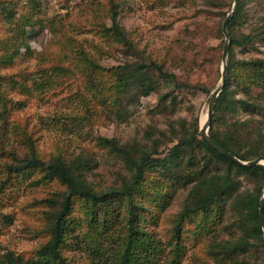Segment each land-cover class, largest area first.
Here are the masks:
<instances>
[{"label":"rangeland","instance_id":"rangeland-1","mask_svg":"<svg viewBox=\"0 0 264 264\" xmlns=\"http://www.w3.org/2000/svg\"><path fill=\"white\" fill-rule=\"evenodd\" d=\"M120 1L118 21L138 47L153 60L163 63L165 70L174 72L178 81H186L191 87L176 89L173 85L162 84L139 100H124L122 107L128 104V108L122 118L117 113L121 107L101 105L92 113L91 120L82 121L75 117L81 112L82 104L77 94L70 95L69 87L59 84L52 87L47 82L34 87L32 81L48 79L50 64L55 60L70 64L78 51L66 36H73L84 50L91 53H95L96 44L106 47L103 39L95 33V27L112 23L103 7L108 0H37L36 3L32 0H0V38L3 42L10 41L8 48L0 42V57L7 50L11 52L16 46L20 47L22 42L16 40L21 32L5 20L7 7H13L16 19L28 15L36 23L37 19H43L45 23L50 19L57 24L55 34L48 24L39 26L40 23H35L34 26H39L37 32L29 33L25 38L31 52L22 47L21 52L25 54H18L14 63H0V83L12 100L0 115V137L22 153L26 145L18 140L14 126L27 124L29 130H34L42 152H54L60 147L69 161L80 155L90 159L89 165L83 169L84 179L101 189L119 186L131 177L132 172L122 158L97 144V136L116 137L123 144L137 142L143 145L151 142L149 135L152 132L156 135L162 130L170 136L171 124L179 127L181 119L187 124L198 122L201 126L208 113L211 92L221 82L224 44L221 46L218 26L230 0ZM246 6L249 20L244 26L236 27V32H249L259 25V15L264 14V0H248ZM234 52L237 58H264V41L256 40L254 47L237 46ZM125 60L134 61L137 57L126 54L123 48L109 50L106 47L102 64L112 67ZM19 73L24 74L28 86H31L29 91L11 81V75L22 79L17 75ZM195 84L206 86L210 93L192 87ZM234 90L238 97L250 96L238 83H234ZM249 90L256 96L261 88L256 84ZM1 102L0 98V112L3 110ZM240 112L245 116L243 111ZM165 140L168 146L173 145L167 138ZM30 181L33 177L24 181L15 198L10 196L3 204L0 264H26L33 256L32 251L43 241L36 231L37 225L43 222L27 202L33 196L47 193L50 186L34 188ZM146 185L151 190L139 199H145L143 215L150 239L137 252L145 264L213 263L215 258L209 252L211 240L220 242L238 234L235 225L230 224L234 217L227 210L214 227V223H209L213 227L210 232L203 230L197 219L191 222L180 241V252L174 251L175 243L170 236L171 217L183 208L188 189L171 173H161L160 170ZM80 203V200L76 201L73 214L76 220L69 229V243L64 245V255L72 264H116L124 233V204L117 202L114 212L108 213L104 223H91ZM8 254L14 255L15 260L11 263ZM240 257L255 260L263 256L256 248L249 247L240 251Z\"/></svg>","mask_w":264,"mask_h":264},{"label":"trees","instance_id":"trees-1","mask_svg":"<svg viewBox=\"0 0 264 264\" xmlns=\"http://www.w3.org/2000/svg\"><path fill=\"white\" fill-rule=\"evenodd\" d=\"M32 2L36 3L37 0ZM247 2L238 1L235 14L228 23L231 37L227 58L228 78L217 97L209 133L238 158L253 160L264 156V58H237L234 49L237 46L254 47L256 40L264 41V14L259 15V25L249 32H236V27L244 26L249 20ZM232 4L233 0L227 2L218 26L221 46L225 40L223 20ZM103 7L112 23L96 25L95 33L103 39L109 50L123 48L126 54L136 56L137 60H125L121 64L106 67L102 64L106 47L96 44L95 53H91L84 50L73 36H66V40L76 47L77 54L72 56L70 64L53 61L50 64V77L34 79V87L42 86L45 82L52 84V87L57 84L69 87L70 95L77 94L82 104L81 112L75 114L82 121L91 120L92 113L101 105L108 108L121 107L117 113L122 118L128 108V104L122 107L124 100H139L162 84L173 85L176 89L191 87L186 81H178L174 72L165 70L163 63L153 60L138 47L137 42L118 21L120 0H108ZM15 14L10 6L4 17L7 23L15 25L16 31L21 32L18 39L16 37V40L22 41L21 46L2 54L0 63H14L18 54H25L21 52L22 47L27 48L26 52H31V46L25 38L29 33L35 34L36 27L48 24L53 33L57 27L54 20L49 19L45 23L43 19H37L36 23L31 16L16 19ZM35 23L40 25L34 26ZM0 42L3 39L0 38ZM9 42L4 41L3 47L8 48ZM17 75L22 79L11 75V81L29 91L31 86H28L24 74ZM234 83H238L243 92L250 96H236ZM256 84L261 90L254 96L249 87ZM192 87L201 88L207 93L211 91L200 84ZM0 98L3 108L0 115H3L12 100L6 95L1 83ZM240 111L245 116H241ZM179 123V127L171 124L170 136L162 130L156 135L150 133L151 142L143 145L137 142L123 144L116 137L97 136V144L107 147L110 152L122 158L132 172L131 177L119 186L111 185L104 189L84 179L83 169L89 165L90 159L80 155L69 161L60 147L54 152H42L34 130H29L27 124L18 123L14 126L18 140L26 145L22 153L8 146L0 137V213L7 198H15L27 178L33 177L30 183L34 188L50 186L47 193L33 196L27 202L43 222L36 228L43 241L32 251L34 257L29 258L26 264H72L64 255L63 248L69 243V229L76 220L73 214L77 200H80V207L91 223H104L108 213L114 212L117 202L124 204V233L115 262L145 264L137 252L150 239V232L145 228L146 218L143 215L145 199L139 197L150 192L146 182L158 170L171 173L173 178L188 189L183 208L171 217L173 225L170 236L175 243L174 251L180 252V241L191 222L197 219L202 229L210 232L229 210L234 217L230 224L235 225L238 234L220 242L211 240L209 252L215 261L209 264H264L263 230L259 217L260 198L264 189V165H240L203 138L198 122L187 124L186 120L181 119ZM166 138L173 145L168 146ZM211 222L214 223L213 227L209 225ZM249 247L262 252V259L240 257V251ZM7 259L10 263L15 260L12 254H8Z\"/></svg>","mask_w":264,"mask_h":264},{"label":"water","instance_id":"water-1","mask_svg":"<svg viewBox=\"0 0 264 264\" xmlns=\"http://www.w3.org/2000/svg\"><path fill=\"white\" fill-rule=\"evenodd\" d=\"M238 1L239 0H234L233 6L231 11L227 14L226 18L223 21L222 24V31L225 36V41H224V46H223V52H222V77H221V82L220 84L211 92V97L208 105V113L206 120L201 124L200 130L202 132L203 138L212 146L217 148L220 152L228 156L230 159L235 161L236 163L243 165V166H252L256 164H263L264 165V156L261 155L253 160H242L238 158L235 154H233L231 151H229L227 148H225L222 144H220L217 140H215L209 133L210 129V123L211 119L214 113L215 109V104L218 95L224 88L227 78H228V63H227V58L229 54V49L231 45V37L228 31V23L232 19V17L235 14V11L238 6ZM259 217H260V222L262 225V230H263V240H264V189L262 192V196L260 198V205H259Z\"/></svg>","mask_w":264,"mask_h":264},{"label":"bare ground","instance_id":"bare-ground-1","mask_svg":"<svg viewBox=\"0 0 264 264\" xmlns=\"http://www.w3.org/2000/svg\"><path fill=\"white\" fill-rule=\"evenodd\" d=\"M206 117H207V116H205V117L203 118V121L201 120V121H202V123H203V122L206 120Z\"/></svg>","mask_w":264,"mask_h":264}]
</instances>
